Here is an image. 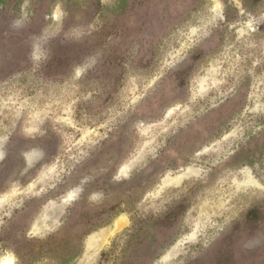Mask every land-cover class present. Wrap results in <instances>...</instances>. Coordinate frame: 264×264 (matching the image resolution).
I'll return each mask as SVG.
<instances>
[{"label": "rangeland", "instance_id": "1", "mask_svg": "<svg viewBox=\"0 0 264 264\" xmlns=\"http://www.w3.org/2000/svg\"><path fill=\"white\" fill-rule=\"evenodd\" d=\"M264 264V0H0V264Z\"/></svg>", "mask_w": 264, "mask_h": 264}, {"label": "bare ground", "instance_id": "2", "mask_svg": "<svg viewBox=\"0 0 264 264\" xmlns=\"http://www.w3.org/2000/svg\"><path fill=\"white\" fill-rule=\"evenodd\" d=\"M2 264H12V261L9 260V261H4Z\"/></svg>", "mask_w": 264, "mask_h": 264}]
</instances>
